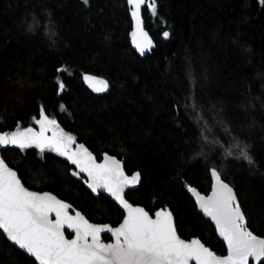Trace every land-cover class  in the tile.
Instances as JSON below:
<instances>
[{
    "label": "trees",
    "instance_id": "trees-1",
    "mask_svg": "<svg viewBox=\"0 0 264 264\" xmlns=\"http://www.w3.org/2000/svg\"><path fill=\"white\" fill-rule=\"evenodd\" d=\"M155 5L143 16L156 46L140 57L128 0H0V131L43 115L55 120L98 159L111 153L141 174L126 193L132 203L151 213L169 207L182 237L223 255L189 188L207 194L217 170L235 189L246 226L264 237V3ZM85 73L107 78L106 93H93ZM2 156L28 187L53 191L93 222H121V208L89 191L65 156L11 144ZM0 264L38 263L0 230Z\"/></svg>",
    "mask_w": 264,
    "mask_h": 264
},
{
    "label": "snow or ice",
    "instance_id": "snow-or-ice-1",
    "mask_svg": "<svg viewBox=\"0 0 264 264\" xmlns=\"http://www.w3.org/2000/svg\"><path fill=\"white\" fill-rule=\"evenodd\" d=\"M128 3L135 19L133 42L143 54L146 49H151L152 42L143 29L141 9L148 6L154 13L155 0H128ZM164 35L167 37L168 33ZM84 79L97 92L107 90L105 80L92 76ZM36 122L41 126L39 132L28 128L22 132L0 134V145L14 144L21 148L35 145L41 150L50 148L67 156L81 172L88 173L94 191L105 188L128 213L124 222L114 230L92 225L79 213L69 215V205L51 194L30 192L21 184L17 174L0 160V230L39 264H190V261L196 264H249L250 257L256 262L264 260V238L246 229L235 194L215 169L212 175L217 186L212 196L204 198L197 194V198L199 207L215 221L219 234L227 243L229 254L223 258L217 257L199 240L186 242L180 239L171 212L161 210L153 219L144 209L134 208L124 200V188L138 184L140 173L131 177L125 175L116 160L96 164L83 145L80 146L82 151L70 152L73 137L63 134L62 130L60 133L53 131L51 137L45 135L49 125L57 127L55 120L45 115ZM241 156L249 164L253 163L246 151L241 152ZM53 213L55 220L51 218ZM65 226L75 231L74 239L65 238ZM105 231L112 232L114 243L101 241L100 234Z\"/></svg>",
    "mask_w": 264,
    "mask_h": 264
},
{
    "label": "water",
    "instance_id": "water-1",
    "mask_svg": "<svg viewBox=\"0 0 264 264\" xmlns=\"http://www.w3.org/2000/svg\"><path fill=\"white\" fill-rule=\"evenodd\" d=\"M129 5H130V4H129ZM130 7H131V5H130ZM131 11H132V8L130 9V16H131V20H132V28H131V31H130V33H129V39H130L131 47H132V49L138 54V56H140V57H145V56H147V55H148V54H149V53L155 48V46H156V41H155L154 37L152 36V34L149 32L148 28H147L146 25H145L144 16H143V7H142V9H141V17H142V21H143L142 26H143L144 31L148 34V38L151 40V42H152V46H151V49H146L145 52H144L143 54L138 50V48L136 47V45H135L134 42H133V37H132V33H133V31H135V19H134V17L131 15ZM85 76H92V77H95V78H97V79H102V80L107 81V84H108L107 90H108V88H109V82H108L107 78H105L104 76L96 75V74H92V73H85V74L83 75L84 83L86 84V86H87V87H88L93 93H95V94H99V95H102V94L106 93L107 90L104 91V92H97V91H95L94 88L88 83V81H86V80L84 79ZM4 133H5V132L0 131V134H4ZM81 145H83V148L87 149V151H88L89 153H91V155L94 157V160H95V163H96V164H104V163H106V162L110 163L112 160H116V161H119L120 164L122 165V168H123V171H124L125 175L131 177L133 174L137 173V172H134V173H131V174L128 173L127 170H126V168H125V162H124V160L118 158L116 155H113V154H111V153L105 152V153L102 154L101 158L98 159V157L96 156V154H95V153H94V152H93V151H92V150H91V149H90V148H89L84 142L77 141V142L74 144V146H72L71 148H69V151H70V152L82 151V150L80 149V146H81ZM9 146H10V144H7V145H0V160H2V161L8 166L9 169H11L12 171H14V172L17 174V178L20 180L21 184H22L26 189H28L30 192H35V193H40V194H44V193L51 194L52 196L56 197L58 200L62 201L63 203H65V204H67V205H69V208H68V213H69V215H71V216H75L77 213H79V214H80L85 220H87L88 223H90V224H92V225H97V226H107L108 228L114 230V229L118 228V227L124 222V220L127 218V215H128V213H127V209H125V208H124V207H123V206H122V205L116 200V198H115L110 192H108L105 188H99V189H97V190L94 191L93 188L91 187L92 179H91V177L88 176V173H86V172H81L79 166L73 164V163L71 162V160H70L67 156H65L66 161H67L71 166H73L74 168H76L78 172L82 173V174L85 176V178H86V187L88 188L89 191H91L95 196H98L100 193L105 194L106 196H108L109 198H111V199H112V200H113V201H114V202H115V203H116V204L122 209V211L124 212V217L122 218V220H121V222H120L119 224L113 226V225H111L110 223L93 222V221H91V220H90V219H89V218H88V217H87V216H86L81 210L76 209V208H75V207H74L69 201L60 198V197H59L57 194H55L53 191H51V190H36V189H32V188L28 187V186L23 182V180H22V178L20 177L18 171H17L15 168L11 167V166L6 162V160L3 158V156H2V149H5V148H7V147H9ZM212 170H213V169H212ZM212 170H211L212 184H211V189H210V191H209L207 194H205V193L199 191L196 187H190V188H189V194H190V196L192 197V199L194 200V202H195V204H196L197 211H198L199 213H201L202 216H203L205 219H208V220L211 221V223H212L213 226L215 227V230H216V233H217L219 239H221V240L224 242V244H225V246H226V253L223 254V255H222V254H218V253H217L216 251H214L211 247H209L208 245H206V244H205V243H204L199 237H192V238H184V237H182V236L179 234L178 230H177V227H176V220H175V216H174V214H173V211H172L169 207H160V208L156 209L153 213H151V212H150L145 206H143L142 204H135V203H132V202L126 197V193H127L129 190H134L135 188H137V187L140 185V182H141V174H140V181H139L138 184H136V185H134V186H128V187H125V188H124V191H123V197H124V200H126V201H127L130 205H132L134 208L139 207V208L144 209V211L147 212V213L149 214V216H151L153 219L156 218V213L160 212L161 210H166V211L171 212V214H172V218H173V221H174V225H175V229H176V233H177V235L180 237V239H182V240H184V241H186V242H191V241L194 240V239L199 240V241H200V242H201L206 248H208L211 252H213L217 257H221V258H223V257L228 256V254H229V250H228V248H227V243H226L225 239L219 234V232H218V228H217V225H216L215 221H214L211 217H209V216H208V215H207V214H206V213H205V212L199 207V200H198V198H197V194H199V196L204 197V198L210 197V196H212L213 191L216 189L217 181H216L215 176L212 175ZM216 171H217V170H216ZM217 172H218V171H217ZM138 173H139V172H138ZM220 179L223 181V183L227 184V185L232 189L233 193L235 194V199H236V201H237L238 204H239V208H240V211H241L242 214H243L244 221H245V225H246V216H245V213H244V211H243V208L241 207V205H240V203H239V201H238V196H237V193H236L235 189H234V188H233V187H232L227 181H225L221 176H220ZM193 189H194L195 191H193ZM51 218H52L53 220H55V214H54V213L52 214ZM246 229H247L248 231L252 232L253 235H255V236L259 237V238H264V237H262V236L257 235L256 233H254V232H253L249 227H247V226H246ZM2 231H3V230H2ZM66 231L71 232V233H72V236H70V237L67 236ZM4 234H5V233H4ZM63 234H64L65 238L68 239V240H72V239L75 238V231H74L73 229H69L67 226H65V228H64V230H63ZM106 234L111 235L112 239L109 240V241L105 240L103 236L106 235ZM5 236H6V234H5ZM6 237H7V236H6ZM7 238H8V237H7ZM100 239H101V241H102L103 243H105V244L114 243V236H113L112 232H110V231L102 232V233L100 234ZM8 240H9L12 244L16 245V244H15L14 242H12L9 238H8ZM89 240H90V238H89ZM16 246H17V245H16ZM17 247H18V246H17ZM18 248H19V247H18ZM19 249H21V248H19ZM21 250H22L23 252L26 253L25 250H23V249H21ZM26 254H28V253H26ZM28 255H29V254H28ZM29 256H31V255H29ZM31 257L34 258L33 256H31ZM34 259H35V258H34ZM35 260H36V259H35ZM262 261H263V260H261L260 262H256V261L254 260V258H251V257L249 258V264H251V262H253V264H260ZM36 262L39 264V262H38L37 260H36ZM190 264H196V262H195V261H190Z\"/></svg>",
    "mask_w": 264,
    "mask_h": 264
},
{
    "label": "rangeland",
    "instance_id": "rangeland-1",
    "mask_svg": "<svg viewBox=\"0 0 264 264\" xmlns=\"http://www.w3.org/2000/svg\"><path fill=\"white\" fill-rule=\"evenodd\" d=\"M43 116H45V115H43ZM43 116L40 118V119H42L43 118ZM40 119H38V120H40ZM36 122V121H35ZM32 123V124H30V125H25V126H18V127H16L14 130H12L11 132H9V134H11V133H14V132H17V131H24V130H26V129H28V128H32L33 130H35L36 132H39L40 130H41V126H40V124H38L37 122L36 123ZM57 125V124H56ZM61 128L57 125V127H55V128H53V126H51V125H49L48 126V131L45 133V135L46 136H48V137H51L52 135H53V131H56L57 133H60L61 132ZM62 133L63 134H65V135H69V136H71L70 134H68L67 132H65V131H63L62 130ZM72 137V136H71ZM74 143V142H73ZM73 143H71L70 145H69V148L70 147H72V145H73ZM11 145H14V144H11ZM15 146H19V145H15ZM34 147H37V146H35V145H33ZM20 147V146H19ZM39 150H41L39 147H37ZM48 150H50V151H53L52 149H50V148H45V149H43V150H41V151H48ZM55 152V151H54ZM58 153V152H57Z\"/></svg>",
    "mask_w": 264,
    "mask_h": 264
},
{
    "label": "flooded vegetation",
    "instance_id": "flooded-vegetation-1",
    "mask_svg": "<svg viewBox=\"0 0 264 264\" xmlns=\"http://www.w3.org/2000/svg\"><path fill=\"white\" fill-rule=\"evenodd\" d=\"M76 142L74 141V143H73V145L72 146H74V144H75ZM71 148V147H70ZM122 210V209H121ZM124 217V216H123ZM119 224V223H118ZM109 235V234H108ZM111 236V235H110ZM111 239H112V237H111Z\"/></svg>",
    "mask_w": 264,
    "mask_h": 264
}]
</instances>
